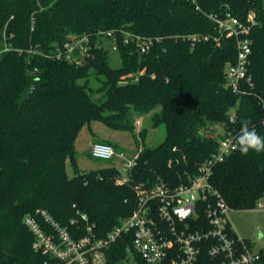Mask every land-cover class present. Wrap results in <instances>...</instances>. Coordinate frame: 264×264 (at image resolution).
<instances>
[{
  "label": "trees",
  "instance_id": "16d2710c",
  "mask_svg": "<svg viewBox=\"0 0 264 264\" xmlns=\"http://www.w3.org/2000/svg\"><path fill=\"white\" fill-rule=\"evenodd\" d=\"M226 10L239 18L253 12L258 21L248 65L254 87L244 95L226 83L236 40L221 37L217 43V24L209 17ZM107 30L118 37L117 68L104 46L109 39L99 33ZM126 33L150 37L153 44L141 52L132 38L124 42ZM83 34L93 42L92 57L76 64L54 55ZM194 34L200 39L192 42L188 36ZM263 104L264 0H0V264L44 263L24 222L41 209L62 224L75 218L80 235L86 226L80 215L86 214L95 233L107 236L135 209L134 184L162 180L173 186L195 174L218 148L206 129L240 133L243 123L264 136ZM151 112L153 125L165 127L154 147L145 145L147 131L134 115ZM95 123L141 141L129 183L117 182L116 166L81 167L77 144L84 129L96 142L123 151L118 141L98 137ZM86 154L92 156L91 149ZM211 183L231 209H254L264 197V152L242 155L237 147L214 167ZM199 217L205 220L202 211ZM229 232L238 238L232 226ZM212 242H203L197 264L215 262ZM131 244V233L119 236L107 252L108 264ZM259 255L264 264V247Z\"/></svg>",
  "mask_w": 264,
  "mask_h": 264
},
{
  "label": "built area",
  "instance_id": "2783aa9c",
  "mask_svg": "<svg viewBox=\"0 0 264 264\" xmlns=\"http://www.w3.org/2000/svg\"><path fill=\"white\" fill-rule=\"evenodd\" d=\"M209 17L217 24V43L221 37H233L236 40L237 57L227 67V86L239 95L250 93L254 81L248 72V65L253 44L251 34L258 24L255 14L249 12L245 18H239L226 10L222 14L211 13ZM99 33L106 36L112 48L117 50L118 37L114 30ZM130 38L135 40L141 52H147L153 44L152 38L132 33H126L124 42L128 43ZM188 38L195 42L200 36L194 34ZM203 38L208 39L209 36ZM92 47L91 37L83 34L74 40L65 41L56 48L54 55L58 59L82 64L85 58L93 56ZM235 120L234 113L230 121ZM136 124L140 125L139 119ZM204 132L205 137L218 141V148L198 165L195 174L189 175L186 182L173 186L162 180L151 186L134 184L137 196L135 209L105 237L95 233L86 214L80 215L86 225L81 235L78 234L80 228L76 226L78 221L75 218L62 224L45 209L39 210L36 215L26 216L24 222L34 237L32 249L46 256L43 264H108L107 252L124 233L132 234V244L127 246V254L114 264L121 260L139 264L137 256L145 264H197L203 242L208 239L213 241L209 248V254L215 261L213 264H259V253L252 252L241 238L230 234L228 212L231 207L211 183L214 167L237 149L236 137L239 133L228 129L220 135L212 128ZM91 155L94 158L118 157L126 160L124 164L128 174L119 175L117 182H130L131 169L137 163L138 153L129 157L112 144L94 142ZM201 211L205 214V220L199 217ZM73 226L76 229L71 228ZM238 242L243 245L239 246Z\"/></svg>",
  "mask_w": 264,
  "mask_h": 264
},
{
  "label": "rangeland",
  "instance_id": "374dc122",
  "mask_svg": "<svg viewBox=\"0 0 264 264\" xmlns=\"http://www.w3.org/2000/svg\"><path fill=\"white\" fill-rule=\"evenodd\" d=\"M104 46L105 48L109 49V59L111 66L115 68L120 67L122 59L119 51L113 49L109 41L104 42ZM152 114V112L134 114L135 117L140 120V125L138 128L142 127L147 131L145 145L149 147L158 145L163 140L165 134V127L163 125H153ZM93 129L96 135L100 138L110 137L111 139L118 141V147L123 149L124 152H129V155L137 152L138 147L142 146L141 141L138 143L134 136L130 133L111 131L99 123L93 124ZM217 132L220 135L223 133L221 127H218ZM96 141L97 138L89 134L87 129L82 131L77 144L79 151L78 158L81 167L90 170L108 166H116L122 175H127V168L124 164L126 160L120 159L118 157L113 159L94 158L93 156L86 154L91 149L92 144ZM68 171L70 175L73 174L70 163H68ZM228 218L231 225L241 236V238L248 240L252 244V249L250 250L254 253H260L261 249L264 247V197L254 209H231L228 212ZM118 264H131V261L121 260Z\"/></svg>",
  "mask_w": 264,
  "mask_h": 264
},
{
  "label": "clouds",
  "instance_id": "9594fccd",
  "mask_svg": "<svg viewBox=\"0 0 264 264\" xmlns=\"http://www.w3.org/2000/svg\"><path fill=\"white\" fill-rule=\"evenodd\" d=\"M236 144L242 155H247L250 151L264 152V136L259 135L247 124L242 123L240 133L236 137Z\"/></svg>",
  "mask_w": 264,
  "mask_h": 264
},
{
  "label": "crops",
  "instance_id": "0c3cea01",
  "mask_svg": "<svg viewBox=\"0 0 264 264\" xmlns=\"http://www.w3.org/2000/svg\"><path fill=\"white\" fill-rule=\"evenodd\" d=\"M260 207H262V206H260ZM232 226V225H231ZM233 227V226H232ZM234 229V228H233ZM234 231H235V229H234ZM235 233L237 234V236L239 237V238H241V236L235 231ZM241 239H244V238H241Z\"/></svg>",
  "mask_w": 264,
  "mask_h": 264
}]
</instances>
